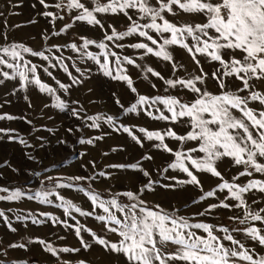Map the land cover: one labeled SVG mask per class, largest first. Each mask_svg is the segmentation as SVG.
<instances>
[{"label":"snow or ice","instance_id":"obj_1","mask_svg":"<svg viewBox=\"0 0 264 264\" xmlns=\"http://www.w3.org/2000/svg\"><path fill=\"white\" fill-rule=\"evenodd\" d=\"M39 4L44 10L37 15L51 18L48 23L53 25L65 18L62 12L72 13L70 22L59 31L45 29L41 34L44 40L66 34L76 22H84L91 28L99 27L103 35L99 40L80 36L65 45L33 50L24 43H6L8 35L5 32L0 35V84L16 81L18 87L13 89V94L37 89L51 98V105L45 104L44 108L51 106L61 112L68 110L77 120H91L92 128H99L103 121L114 131L127 134L134 147L139 146L146 151L135 163L109 166L131 170L137 177L142 175L144 179L138 180L137 187L114 193L109 190L107 199L94 190L76 188L91 202L92 211H82L51 190L36 191L26 197L50 204L52 201L48 197L55 195L61 201L58 207H62L66 215L71 209L81 216H93L102 222L104 235L79 226L75 228L79 248H56L43 239L29 240L28 243H38L63 264H70V258L61 254L74 255L81 250L90 252L94 247L102 250L115 264H264V207H256L264 203V0H39ZM121 14L129 21L123 30L112 23L105 27L107 16L119 17ZM37 22L33 18L28 24ZM127 38H142V41L132 42ZM90 47L98 49V54L89 51ZM62 48L77 53L80 62L86 65L83 69L76 67L79 77L69 72L64 63L71 57L55 54ZM113 48H131L139 54L134 59L113 51ZM177 49L187 54L195 65L193 69L189 70L183 63V56L176 59ZM26 56L38 57L47 63H33ZM146 57L164 62L170 78L137 62ZM89 61L97 66V72L111 81L120 82L134 94V102L125 106L113 93L120 112L82 116L84 109L80 101L68 102L57 95L62 92L70 96L72 85H81L84 78H90ZM73 64L75 66V61ZM205 64L209 71H205ZM127 65L163 81L161 87L165 95L140 94L128 74ZM57 67L67 73L71 84L61 82L49 71ZM40 69L52 78L57 87L42 80ZM151 87L157 89V84L153 82ZM24 99L31 108L29 97L25 95ZM133 113L166 122L171 127L149 130L140 126L129 127L121 122L122 116L130 118ZM16 119L32 124L26 115H0V120ZM176 127L184 131L178 133L174 130ZM41 130L51 131L33 127V131ZM75 130L81 129L78 126ZM68 131L71 133L74 129L69 128ZM0 133L7 136L9 142L15 141L24 148L33 147L13 129L0 128ZM36 139L45 140L44 137ZM166 141L174 142L176 147ZM78 142L93 144L92 139H80ZM152 150L163 160V166L155 168V178L143 164L145 161L155 164L156 157L150 154ZM28 159L34 157L29 155ZM223 164H227L226 170H238L231 179L225 178L220 171ZM5 165L11 166L8 162ZM257 174L260 178H255ZM99 175L110 176V173L101 172ZM241 178L249 179L244 182ZM70 179L91 181L95 177ZM211 179L219 182L205 190L204 181ZM55 187L75 188L76 185L56 183ZM162 189L182 192L191 189L199 194L185 200L183 206L170 205L168 208L145 199ZM0 193H7L0 195V201H19L26 196L19 189L4 187H0ZM257 193L261 194L259 198ZM209 200L216 202L208 203ZM193 205L198 209L196 212L183 214L184 208ZM97 208L103 214H97ZM218 210L232 212L228 219L239 227L208 222V218L218 215ZM0 217H4L2 211ZM16 219L23 221L25 217L17 216ZM6 222L11 225L10 221ZM42 222L32 219L33 224ZM10 230L16 231L11 227ZM82 232H87L91 240L83 238ZM246 241L252 246L249 247ZM8 248L26 246L13 243ZM6 256L7 249L0 250V257ZM0 264L8 262L0 259ZM77 264L89 262L81 259Z\"/></svg>","mask_w":264,"mask_h":264},{"label":"rangeland","instance_id":"obj_2","mask_svg":"<svg viewBox=\"0 0 264 264\" xmlns=\"http://www.w3.org/2000/svg\"><path fill=\"white\" fill-rule=\"evenodd\" d=\"M52 2V0H49ZM15 5V7H13ZM35 5V7H33ZM44 9L39 4V0H0V35L7 33L8 40L6 43L18 42L24 43L33 50H42L51 45H65L73 40H78L80 36L99 40L103 35V30L99 27L91 28L84 22H76L75 26L66 34L60 37H52L49 40L42 38V33L45 29L49 32L55 30L59 31L61 27L70 22L72 13L67 11L61 14L65 17L63 20H57L54 25L48 23L51 18H44L38 16L37 13ZM35 18L38 22L35 24H28V21ZM108 23L114 24L118 29L123 30V27L129 23L126 17H113L111 15L105 18V27ZM20 27H17V26ZM110 31V30H109ZM132 42H140L142 38H127ZM113 51L121 53V55H129L132 58H137L138 52L131 48L124 50L113 48ZM89 51L99 52L98 49L90 47ZM46 54H48L46 52ZM57 56L63 54L64 57H71L65 59L64 63L68 66V71L74 76L79 77L76 72V67L85 68L86 65L81 63L78 54L73 53L68 48H62L61 52L55 53ZM184 57L183 63L191 70L195 67L183 50H176V59L180 60ZM33 63H47L41 62L38 57H27ZM112 59V58H110ZM75 61V66L73 64ZM54 62V61H53ZM138 63L146 64V66L153 67L160 71L166 78L169 77V72L165 70L164 62L156 58H145V60L137 61ZM94 62L89 61L87 68L91 70L90 78H84V83L81 85H72L71 95L66 96L62 92H58L65 101H80L84 111L82 116L93 115H114L121 111L116 105V96L125 105L129 106L134 102V94H132L123 84L104 77L97 72ZM128 74L134 80V86L138 92L147 96L165 95L163 91V81L156 80L150 77L149 74L139 72V69L127 65ZM205 71H209V66L204 65ZM7 71V69H4ZM53 75L64 83L71 84V80L61 68L49 69ZM183 71V70H181ZM39 74L44 82L57 87L51 77L43 73V69L39 70ZM2 79V77H0ZM157 84V89L151 87L152 83ZM211 86V84L209 85ZM16 81H5L0 84V115L9 114L15 117L27 116L28 120L32 121L29 125L23 120L16 119L12 121L0 120V128L13 129L20 137L27 140L29 144L33 145L31 148H24L19 143L13 141L9 142L7 136L0 139V187L8 188L9 190L19 189L26 194L24 198L19 201H0V211L4 213V217H0V250L7 249V254L11 250L8 248L10 244H19L22 241L28 244L29 240L43 239L51 243L53 247H69L79 248V239L75 234V228L84 226L96 232L97 235H104L102 232V222H98L93 216H81L78 212L71 209L66 215L62 207H58L61 201L56 199L55 195H50L48 199L52 203H41L36 199H27L28 194H34L36 191L51 190L58 195L63 196L64 199L70 201L75 207L82 211H92L91 202L82 193L78 192L76 188H84L85 191H95L100 194L102 198H109L111 190L112 193L117 191H124L129 188L138 186V180L144 179L141 176L137 177L131 170H120L110 168V165L132 164L145 153V149L139 146H133V142L122 132L114 131L103 121L100 122L99 128H92L91 120L82 122L74 118L68 110L64 112L54 109L53 107L44 108L45 104L51 105V98L46 94H41L37 89H31L27 92L17 91L13 94V89L17 88ZM91 89V91H89ZM174 91V90H170ZM116 93V96H113ZM27 95L31 100L32 107H28V102L24 99ZM71 107H79V105H71ZM163 107V106H160ZM158 115L159 113H154ZM51 117V119H50ZM121 122L126 126H140L146 127L149 130H160L165 127H171L166 122L153 121L143 114H130L129 117H121ZM81 130H75L77 127ZM35 128H46L51 131L41 130L33 131ZM74 129L69 132L68 129ZM174 130L178 133L184 131L183 128L176 127ZM36 137H44V141L37 140ZM101 137V139H96ZM80 139H92L93 144H80ZM64 141V143H59ZM172 147L176 144L172 141H166ZM43 144V147H41ZM115 149V150H114ZM150 154L155 155V164L145 161L144 167L152 172L153 177L157 176L155 168L163 166L162 157L152 150ZM34 159H28V156ZM8 162L11 166L5 165ZM227 164H223L221 172L224 175H233L237 169L226 170ZM18 169V171H14ZM110 173V176H100L99 173ZM94 176L95 179L88 181H73L70 178L77 176ZM231 176L227 179H231ZM169 181H161V183H168ZM219 181L216 179L204 181V189L210 190ZM56 183H74L75 188H56ZM7 193H0L6 195ZM191 189L188 192L179 190H160L155 195H148L145 199L161 204L168 208L171 206H183L185 200H188L193 195H198ZM216 202L209 200L208 203ZM198 209L196 206H190L183 209V214L191 215ZM97 214H103L100 209H96ZM232 212L229 210H218V215L208 218V222L213 224H223L228 219ZM17 216H23V221L17 220ZM50 217H55L51 219ZM43 221L40 224H33L32 219ZM6 221H10L11 225ZM226 226V225H225ZM15 228L16 231L10 230ZM81 236L86 240H91L87 232H82ZM41 254L36 257L31 255L24 261L28 264H63L62 261H57L49 253ZM65 258H70V264H77L81 259L87 260L89 264H115V262L106 257V255L98 247H94L90 252H81L76 254H61ZM6 259L8 264L17 262L14 257ZM22 261V262H24Z\"/></svg>","mask_w":264,"mask_h":264},{"label":"crops","instance_id":"obj_3","mask_svg":"<svg viewBox=\"0 0 264 264\" xmlns=\"http://www.w3.org/2000/svg\"><path fill=\"white\" fill-rule=\"evenodd\" d=\"M225 167H227V165H225ZM227 169V168H226ZM225 170V168H223V165H221L220 171ZM232 170V169H230ZM238 171V170H237ZM231 175H225V178H229ZM255 178H260L259 174L256 175ZM242 181L246 182L247 179L249 178H241ZM261 196V194L257 193L256 197L259 198ZM256 207H264V203H261L259 205H256ZM227 221L225 222L226 226H237L239 227V225H233L231 221H229V219H226ZM246 243H248V246L251 247L252 243L246 241ZM19 244H25L26 248H16V249H11L9 251V253L7 254L8 258L14 257V259L18 262H22L24 260H26L27 258H29L31 255H34L36 257H38L40 255V253L43 255L44 250L43 247L41 245H39L38 243H26L24 241H22Z\"/></svg>","mask_w":264,"mask_h":264}]
</instances>
